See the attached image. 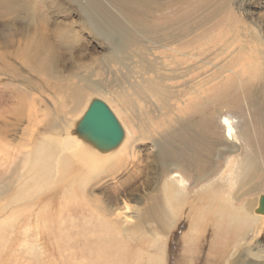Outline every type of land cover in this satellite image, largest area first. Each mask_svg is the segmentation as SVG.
<instances>
[{
    "label": "rangeland",
    "instance_id": "obj_1",
    "mask_svg": "<svg viewBox=\"0 0 264 264\" xmlns=\"http://www.w3.org/2000/svg\"><path fill=\"white\" fill-rule=\"evenodd\" d=\"M97 98L105 99L130 129L135 167L142 172L133 176L139 190L126 191L131 208L119 210L129 223L122 218L117 223L125 239L143 246L132 264H149L148 250L152 254L158 236L166 264H204L194 258L200 253L186 251L194 236L193 218L183 224L172 212L154 140L178 128L195 138L181 146L188 152V170L202 180L191 185L188 202L195 204L201 185L227 169L229 152L220 153L230 115L238 122L243 147L258 164L248 185L264 193V0H0L1 208L33 214L38 207L43 218L60 217V231L72 227L71 218L82 217L85 205L71 195L77 171L57 170L47 184L30 183L26 196L14 201L12 195L29 172L22 160L25 151H34L39 136L51 138L50 133L65 129V120L79 121ZM71 134L73 128L61 135ZM24 143L31 146L20 147ZM126 173L121 175L127 178ZM115 174H89L87 196L105 201L100 186H115L120 177L114 180ZM198 206L203 212L193 213L213 223L215 210L204 201ZM8 213L0 211V222ZM61 239L64 248L51 246L48 256L55 258L52 264H71L77 246L68 245L75 240L69 234ZM17 242L12 249L9 242L0 243V256L8 257L0 264H25L27 248ZM260 242L264 245V236ZM256 251L237 264H254L253 259L264 264L253 255ZM76 259L80 263L83 256ZM43 264H49L48 258Z\"/></svg>",
    "mask_w": 264,
    "mask_h": 264
},
{
    "label": "bare ground",
    "instance_id": "obj_2",
    "mask_svg": "<svg viewBox=\"0 0 264 264\" xmlns=\"http://www.w3.org/2000/svg\"><path fill=\"white\" fill-rule=\"evenodd\" d=\"M104 98L111 103L110 99ZM101 99L109 105L105 99ZM87 107L86 105L81 117ZM109 107L124 130L123 139L116 147L112 149L97 147L84 135L76 132L75 129L79 121L75 118L72 121L65 120V126H68L58 133H50L51 138L39 136L34 151H25L22 160L29 164V172L22 175L20 183L16 186L14 193L17 194L12 195L14 201L18 197L27 195L30 183L43 185L50 182L57 170L61 173L77 171L80 177H77L72 185L71 195L79 198L85 208L82 217L71 218V228L61 226L60 231L57 225L60 217L45 214V218H43L38 207L31 209L34 211L33 214L16 211L8 213V209L0 207V211L8 213L0 222V243L5 245L4 242L7 241L11 244L7 247L12 249L15 246L13 240L18 238L17 245H25L29 257L28 261L23 257L22 263L43 264L47 258L49 264L54 263L55 258L48 256L49 249L51 246L54 251L64 248L61 238L62 236L64 238L66 234L71 235L75 240V243H69L68 247L77 246L76 258L83 256L80 263L75 258L71 264H132L133 262L137 263L136 260L143 254L142 244L139 241L131 243L130 238L125 239L117 226L119 219H123L122 223H129L126 217H121L119 210L131 208V199L125 197L126 191L132 187L134 191L139 190L140 187L135 186L132 182L137 177L136 173L139 176L142 172L140 170L139 173L136 170L138 167H135L138 159L132 146L130 129L121 122L119 115L110 105ZM226 118L228 121L223 128L226 140L221 144L223 148L220 154L229 152L226 157L227 169L224 172H219L218 177L215 176L205 182L209 184L201 185L204 188L199 189L196 193L197 202L195 201V204L188 202L190 193L193 192L191 185L200 184L202 180L194 178L188 170L184 155L187 151L184 152L181 148V146H190L195 138L184 133L183 128H178L171 135L155 139L153 147L163 160V177L165 178V188L171 193V196L167 195V200L173 205L172 212L178 213L183 224L185 221L189 223V220L193 218L190 233H194V236L190 239L186 251L200 253L194 258L203 260L204 264H237L242 261L245 254L256 249L257 251L253 255L263 262L264 245L260 240L264 236V193L262 191L253 192L254 186L248 185L251 183L248 178L256 175L258 164L250 155L251 151L243 147L244 140L240 136L238 122L230 115ZM72 128L73 134L68 138L61 135L69 133ZM237 140L242 144H238ZM195 143L200 145L197 141ZM27 144H21L20 147L31 146L30 143ZM74 160L80 164L78 167L74 165ZM125 170H127L125 175H129L127 178L121 175ZM104 173L107 175L116 173L113 176L114 180L119 176L121 178L116 180L115 186L111 184L100 186L101 190L107 194L105 201L98 199L97 196L88 197L87 190L92 186L86 185L89 174L99 176ZM223 184L226 188L221 186ZM109 187L112 190H109ZM0 193H2L1 190ZM184 193H187L188 196L184 197ZM138 197L137 195L132 200L138 199ZM9 201L12 202L11 198ZM201 201L205 202L207 208L215 210L217 218L213 216V223L205 222L193 213L199 209L198 205ZM135 205L138 206L134 203ZM199 210L203 212L204 209L200 208ZM60 216L67 219L66 213H62ZM49 223H52L51 228ZM126 226L128 227V225ZM30 227L35 230L33 231ZM161 239L159 236L156 238L152 254L148 250L149 264H166L165 250L158 243ZM255 241H258L260 245H253ZM7 252L11 256L13 250ZM190 258L192 260L193 257ZM7 260L8 257L0 256V262ZM185 261L184 259L182 263ZM253 263L257 264L258 260L253 259Z\"/></svg>",
    "mask_w": 264,
    "mask_h": 264
},
{
    "label": "water",
    "instance_id": "obj_3",
    "mask_svg": "<svg viewBox=\"0 0 264 264\" xmlns=\"http://www.w3.org/2000/svg\"><path fill=\"white\" fill-rule=\"evenodd\" d=\"M76 131L97 147L112 149L123 139L124 130L111 108L102 99H93L79 120Z\"/></svg>",
    "mask_w": 264,
    "mask_h": 264
}]
</instances>
